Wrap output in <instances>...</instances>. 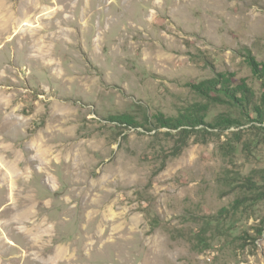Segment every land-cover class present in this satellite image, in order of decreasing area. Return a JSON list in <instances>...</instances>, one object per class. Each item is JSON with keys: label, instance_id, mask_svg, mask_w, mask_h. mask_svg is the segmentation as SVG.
<instances>
[{"label": "rangeland", "instance_id": "374dc122", "mask_svg": "<svg viewBox=\"0 0 264 264\" xmlns=\"http://www.w3.org/2000/svg\"><path fill=\"white\" fill-rule=\"evenodd\" d=\"M258 192L264 0H0V264H264Z\"/></svg>", "mask_w": 264, "mask_h": 264}, {"label": "trees", "instance_id": "16d2710c", "mask_svg": "<svg viewBox=\"0 0 264 264\" xmlns=\"http://www.w3.org/2000/svg\"><path fill=\"white\" fill-rule=\"evenodd\" d=\"M250 191H252V189H250ZM257 194L258 195H263L264 193L258 192Z\"/></svg>", "mask_w": 264, "mask_h": 264}]
</instances>
